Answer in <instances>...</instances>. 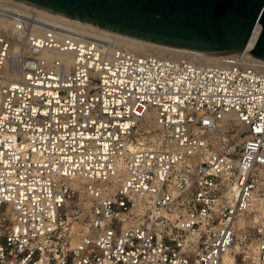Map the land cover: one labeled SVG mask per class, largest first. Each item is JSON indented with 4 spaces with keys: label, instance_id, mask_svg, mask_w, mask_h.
<instances>
[{
    "label": "built area",
    "instance_id": "1",
    "mask_svg": "<svg viewBox=\"0 0 264 264\" xmlns=\"http://www.w3.org/2000/svg\"><path fill=\"white\" fill-rule=\"evenodd\" d=\"M13 8L44 34L10 61L0 27V264H264V62Z\"/></svg>",
    "mask_w": 264,
    "mask_h": 264
},
{
    "label": "water",
    "instance_id": "2",
    "mask_svg": "<svg viewBox=\"0 0 264 264\" xmlns=\"http://www.w3.org/2000/svg\"><path fill=\"white\" fill-rule=\"evenodd\" d=\"M139 41L264 62V0H13ZM258 37L247 49L256 27ZM248 50V51H247Z\"/></svg>",
    "mask_w": 264,
    "mask_h": 264
},
{
    "label": "bare ground",
    "instance_id": "3",
    "mask_svg": "<svg viewBox=\"0 0 264 264\" xmlns=\"http://www.w3.org/2000/svg\"><path fill=\"white\" fill-rule=\"evenodd\" d=\"M0 1L5 2L8 5L15 7V8H13L14 10L27 9V11H29V9L32 8L29 5L19 3V2L13 1V0H0ZM23 22H25V24H23ZM23 22H22V26L24 27V29L20 30L18 27L21 24V22L16 17L5 15V14L0 12V27L6 33V35L8 37H10L13 41V47L11 49V54H10L11 55L10 61L13 58L17 57V55L20 52V48L23 45L24 39L26 37H28V36H30V37H41L44 34V30L42 27H39L36 24H31L30 26H28V24H30V22L27 20H23ZM76 23L83 25L85 27H88L90 29H93L94 31L101 32L102 34L106 35L107 37L115 36L116 38L121 39L122 42H124L126 45H128L130 47H142L144 49H150V50L161 51V52L187 54L193 58H196L198 60L205 61V62L214 61L216 59L215 57H212V56H204V55H199V54H195V53L188 52V51L168 48V47H164V46H159V45L139 41L136 39H132L129 37H125V36H122V35H119L116 33L101 30V29H98V28H95L92 26L84 25V24H81L78 22H76ZM259 32H260V27L257 26L255 29V32L252 36V39L249 43V46L247 48L248 50L253 47V45H254L257 37H258ZM40 55L46 59L60 60L62 63L66 64V66H68L69 68L72 67L73 61H74L73 53H63V52H60L58 50L44 49L40 52ZM243 55L250 57L246 52ZM251 59L254 61H258V60H255L253 58H251ZM10 61L7 62L6 66H5V70L7 71L8 76L11 79L20 78L21 77L20 73L17 70L13 69ZM192 164H193V166L196 167L197 159L194 158L192 160ZM84 184H85V182L83 180H78V182H75V186H77V188L80 190V199H82V200L86 197V194L82 188ZM8 212H10V209L7 210V213ZM256 217H257V215H256ZM245 223L246 222L242 220L240 223V226L245 225ZM254 223H255V221L252 220V221H250L249 224L252 225ZM238 250H240V247L237 245L235 248L232 249V251L225 253L224 262L226 264H234L233 252H237Z\"/></svg>",
    "mask_w": 264,
    "mask_h": 264
}]
</instances>
